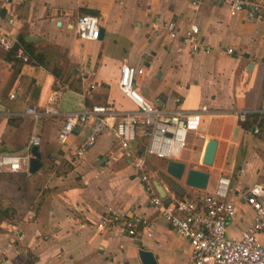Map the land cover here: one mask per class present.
Listing matches in <instances>:
<instances>
[{
  "label": "crops",
  "instance_id": "0c3cea01",
  "mask_svg": "<svg viewBox=\"0 0 264 264\" xmlns=\"http://www.w3.org/2000/svg\"><path fill=\"white\" fill-rule=\"evenodd\" d=\"M259 1L261 16L247 19L243 13L229 16L226 5L210 0L197 11L184 0H0V29L15 40L21 35L45 62H14L0 48V153H22L32 132L40 140L39 166L33 173L0 170V264H140L141 248L156 264H190L187 241L156 215L109 130L81 157H70L84 129L76 127L60 143L61 117L33 121L24 113L29 106L50 105L66 113L103 103L118 112L132 110L117 88L124 63L141 69L135 83L146 100L157 98L173 108L177 97L180 109L205 104L214 112L201 117L202 138L190 133L174 160L185 170L207 172L205 187L211 183V188L220 174L229 178L228 197L237 213L226 234L239 236L252 218L239 193L264 183V118L255 135L229 112L264 109V0ZM79 14L97 17L103 33L96 40L77 38L73 22ZM169 20L179 30L196 24L210 51L177 52L176 40L161 27ZM53 66L59 69L57 79L50 73ZM208 139L216 147L211 164L205 165L200 159ZM162 162L149 172L151 182L163 171L166 160ZM178 184L183 196L195 190ZM161 185L170 198L181 196ZM106 211L144 216L150 236H126L116 226L94 230L89 222ZM82 221L87 226L79 227ZM14 226L21 239L6 247ZM256 237L264 245V230Z\"/></svg>",
  "mask_w": 264,
  "mask_h": 264
},
{
  "label": "built area",
  "instance_id": "2783aa9c",
  "mask_svg": "<svg viewBox=\"0 0 264 264\" xmlns=\"http://www.w3.org/2000/svg\"><path fill=\"white\" fill-rule=\"evenodd\" d=\"M25 1L27 0H16L17 3ZM184 1L191 10L197 11L206 0ZM210 1L226 5L229 16L243 13L247 19H253L260 17L263 10L259 0ZM161 27L169 39L176 40L177 52L210 51V48L200 41L199 30L194 23H189L187 27L179 30L175 23L169 20L163 22ZM73 29L81 40L90 41L99 37V23L94 15H77ZM15 42L14 38L8 37L0 29V48L8 51ZM223 51L229 54L232 48H224ZM16 55L26 62L27 58L20 48L17 49ZM140 72V68L127 63L121 64L119 70L117 88L131 102L132 110L118 112L98 104L84 107L77 112L59 113L52 106L46 105L41 109L26 107L24 113L33 121L41 116L61 117L63 123L58 135L60 143H64L76 127L84 129L82 137L70 150V157H81L99 135L109 130L119 149L126 155L128 165L134 170V175L145 191L148 203L156 210V215L175 235L187 241L190 264H264V245L256 237L264 230V183H253L239 193L242 202L251 210L252 218L235 238L226 234L228 224L237 213L234 202L228 197L230 180L227 176L218 175L210 190L195 189L189 196L173 197L169 202H164L157 195L145 170L146 159L153 157L167 161L177 158L186 146L190 133L202 138L199 132L201 117L214 112L205 104L199 105L195 110L180 109L176 107L179 102L177 97L173 99V108L165 107L157 98L153 101L146 100L135 83L136 75ZM9 97L12 98L13 93L9 94ZM229 113L237 121H243L245 114H264V109L253 112L232 110ZM251 131L257 133V127H253ZM39 141L38 134L32 132L22 153H0V170L27 172L30 148L38 146ZM87 224L82 221L79 227ZM89 224L94 230L116 226L126 236L137 237L141 233L150 236V222L140 214L106 211ZM10 231L6 247L20 241L22 236L18 226H14Z\"/></svg>",
  "mask_w": 264,
  "mask_h": 264
},
{
  "label": "water",
  "instance_id": "95a60500",
  "mask_svg": "<svg viewBox=\"0 0 264 264\" xmlns=\"http://www.w3.org/2000/svg\"><path fill=\"white\" fill-rule=\"evenodd\" d=\"M0 12L2 14V10ZM102 33L103 30L99 29V35ZM215 147L216 141L214 139H208L206 141L204 151L200 159L202 164H211ZM30 154L31 156L28 159L27 172L33 173L39 166V153L37 151V146H31ZM207 178L208 174L205 171L192 168L185 170L182 162L167 160L163 171L156 172V178L152 180V186L157 195L162 198L164 202H169L170 197L166 195L161 184L165 186L167 191L177 195H182L184 191L179 186L178 182L182 181L184 187L203 190L206 186ZM137 253L140 264H156L152 254L148 250L141 248Z\"/></svg>",
  "mask_w": 264,
  "mask_h": 264
},
{
  "label": "trees",
  "instance_id": "16d2710c",
  "mask_svg": "<svg viewBox=\"0 0 264 264\" xmlns=\"http://www.w3.org/2000/svg\"><path fill=\"white\" fill-rule=\"evenodd\" d=\"M18 48H20L23 54L26 56V62L31 63L33 65L45 66L44 55L41 52L36 51V49L29 42L24 41L22 36L19 34L17 36L16 42L7 51L12 61L18 63L22 62L20 57L16 55V51ZM50 73L54 76L55 79L59 77V69L55 66L50 69ZM263 118L264 114L247 113L244 116V120L238 121V124L245 130L252 129L253 127L258 128Z\"/></svg>",
  "mask_w": 264,
  "mask_h": 264
},
{
  "label": "rangeland",
  "instance_id": "374dc122",
  "mask_svg": "<svg viewBox=\"0 0 264 264\" xmlns=\"http://www.w3.org/2000/svg\"><path fill=\"white\" fill-rule=\"evenodd\" d=\"M98 99H101L100 97L98 98ZM102 102H104L103 100L100 102V103H102ZM104 105H107V104H105V103H103ZM257 133H255V135H256ZM190 135V134H189ZM188 135V136H189ZM187 136V140H188V137ZM156 159H158V158H156ZM159 160L161 161V162H153V161H149V160H146V164H145V166H146V168H145V170H146V172H147V174H148V176H149V172L150 171H157L158 170V168L159 167H162L163 165H164V162H162V161H164V159H160L159 158ZM154 174H153V178H155V172H153ZM210 185H211V183H209V185H208V187H205V189L204 190H209L210 189ZM199 190V189H198Z\"/></svg>",
  "mask_w": 264,
  "mask_h": 264
}]
</instances>
